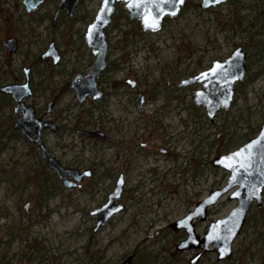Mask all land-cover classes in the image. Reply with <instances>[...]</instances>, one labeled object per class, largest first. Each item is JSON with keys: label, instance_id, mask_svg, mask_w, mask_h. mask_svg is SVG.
Here are the masks:
<instances>
[{"label": "rangeland", "instance_id": "1", "mask_svg": "<svg viewBox=\"0 0 264 264\" xmlns=\"http://www.w3.org/2000/svg\"><path fill=\"white\" fill-rule=\"evenodd\" d=\"M102 1L81 0L71 16L63 10L54 19L61 0H44L33 12L23 0H0V87L24 82L23 68L30 67L33 94L26 103L59 126L43 132L45 145L65 166L93 170L81 187H64L40 149L12 127L17 103L0 93V264H121L129 256L130 264H191L196 251L177 250L186 232L171 224L227 182L230 173L213 161L256 136L264 122V0H229L207 10L201 0H187L157 32L143 30L118 3L106 28L108 67L97 80L103 97L80 102L71 81L87 75L95 60L85 34ZM10 36L18 40L14 53L3 45ZM51 41L61 56L57 65L42 57ZM239 45L245 78L235 83L231 107L210 122L194 102L202 85L177 83ZM139 93L147 98L140 109ZM50 101L54 109L46 114ZM78 129L100 130L107 139ZM121 172L124 209L95 233L90 212L104 204ZM236 204L222 197L195 221L198 236ZM216 259L209 252L198 264H264V201L250 209L233 254Z\"/></svg>", "mask_w": 264, "mask_h": 264}, {"label": "water", "instance_id": "2", "mask_svg": "<svg viewBox=\"0 0 264 264\" xmlns=\"http://www.w3.org/2000/svg\"><path fill=\"white\" fill-rule=\"evenodd\" d=\"M227 1L229 0H201L199 6L201 9L207 10ZM43 2L44 0H23L27 12L37 10ZM79 2L80 0H61L54 19L64 9L71 16ZM116 2L126 3L125 6L129 11L130 18L139 19L143 30L157 32L163 28L166 16L174 18L181 13L187 0H107L106 4L103 0L95 19L85 34V39L95 54V60L87 75L78 74L71 81L72 89L77 93L80 102L85 101L89 96L93 100H99L102 97L97 79L108 65L109 42L106 28L112 23V17L116 11ZM153 24L156 26H152ZM3 45L14 53L18 49V40L16 37H8L3 40ZM42 57H51L55 65L61 60L55 43L52 41L48 44ZM246 60L245 48L239 45L227 59L213 61L209 69L181 80L177 87H189L197 82L203 83V89L195 92L194 102L197 106L205 107L209 121L213 122L220 109L226 110L231 107L235 97V83L242 81L246 75ZM23 73L24 82L0 87V93L11 95L13 101L17 103L13 112L18 117L12 123V127L19 130L29 142L40 148L45 165L57 173L64 187H76L84 177L91 176V171L65 166L47 148L43 141V132L45 130L57 132L59 126L52 119H43L38 116L33 101L26 103V100L33 94L31 68L24 67ZM127 83L132 88L137 85V82L131 79H128ZM145 102V95L139 93L137 108H142ZM53 109L54 102L50 101L45 113L50 114ZM77 132L90 138H98L100 141L106 139V134L100 130L78 129ZM213 165L230 173L227 182L200 200L194 209L182 219L171 224V227L178 230L184 229L186 232V237L177 244V250H197L190 261L191 264H197L206 253L213 251L217 252L216 261L218 263L228 259L233 254L234 241L240 235L253 204L256 203L259 206L263 204L264 122L256 136L250 138L238 149L220 155L213 161ZM124 188L125 178L124 174L121 173L104 204L90 212L96 221L94 232H98L115 215L123 211L124 204L121 202V196ZM225 195H228L230 200H237L236 206L226 217L211 221L203 237L198 236L195 221L197 219L205 220L210 207L214 206ZM28 207L29 203H26L25 209ZM131 260L132 256H129L121 264H130Z\"/></svg>", "mask_w": 264, "mask_h": 264}, {"label": "flooded vegetation", "instance_id": "3", "mask_svg": "<svg viewBox=\"0 0 264 264\" xmlns=\"http://www.w3.org/2000/svg\"><path fill=\"white\" fill-rule=\"evenodd\" d=\"M118 3H121V2H116V10H117V4H118ZM124 3H125V2H124ZM125 4H126V3H125ZM125 8H126V6H125ZM126 9H127V8H126ZM182 9H183V8H182ZM64 10L66 11V9H64ZM127 10H128V9H127ZM62 11H63V10H62ZM115 13H116V11H115ZM115 13H114V14H115ZM113 16H114V15H113ZM129 16H130V14H129ZM167 18H170V17L166 16V17L164 18V21H165ZM112 22H113V17H112ZM163 25H164V24H163ZM10 37H14V36H10ZM7 38H8V37H7ZM212 63H213V62H212ZM211 66H212V64H211ZM107 67H108V65H107ZM107 67H106V69H107ZM106 69H105V70H106ZM105 70H104V71H105ZM104 71H103V72H104ZM103 72H102V73H103ZM100 76H101V75H100ZM100 76H99V77H100ZM99 77H98V78H99ZM97 80H98V79H97ZM97 83H98V81H97ZM126 83H127V81H126ZM127 84H128V83H127ZM177 84H178V83H177ZM195 84H201V85H202V88H201V89H203V87H204V86H203V83H199V82H197V83H195ZM195 84H193V85H195ZM98 86H99V85H98ZM191 86H192V85H191ZM189 87H190V86H189ZM135 88H136V87H135ZM182 88H185V87H182ZM99 89H100V88H99ZM198 90H200V89H198ZM101 91H102V90H101ZM196 91H197V90H196ZM196 91H195V92H196ZM137 96H138V95H137ZM102 97H103V92H102ZM102 97H101V98H102ZM145 97H146V95H145ZM91 98H92V97H91ZM101 98H100V99H101ZM92 99H93V98H92ZM100 99H99V100H100ZM86 100H87V99H86ZM146 101H147V98H146ZM145 103H146V102H145ZM136 104H137V99H136ZM144 105H145V104H144ZM195 105H196V103H195ZM196 106H197V105H196ZM199 107H201V106H199ZM203 107H204V106H203ZM204 108H205V107H204ZM206 113H207V112H206ZM16 116H17V115H16ZM17 131L20 132L19 130H17ZM20 133H21V132H20ZM21 134H22V133H21ZM22 135H23V134H22ZM83 135H84V134H83ZM23 136H24V135H23ZM85 136H87V135H85ZM87 137H88V136H87ZM88 138H90V137H88ZM91 139H97V140H99L98 138H91ZM106 139H107V136H106ZM106 139H105L104 141H106ZM26 140H27V139H26ZM27 141H28V140H27ZM99 141H100V140H99ZM104 141H101V142H104ZM28 142H29V141H28ZM29 143L32 144L33 146H35L36 148H39L37 145H35V144L31 143V142H29ZM147 144H148V143H143L142 146H143V147H146ZM39 149H40V148H39ZM158 151L161 152L162 154H165L166 156H168V155H169L170 157L173 156V153H172V151H171L170 149L163 148V147H159V148H158ZM89 170L91 171V176H89V177H84V178L81 180V182H80L76 187H73V188L81 187V186L83 185V183H84L86 180L90 179V178L93 176V170H91V169H89ZM121 173H122V172H121ZM121 173H120V174H121ZM120 174H119V175H120ZM123 174H124V173H123ZM119 175H118V177H119ZM124 178H125V175H124ZM117 179H118V178H117ZM116 181H117V180H116ZM115 184H116V182H115ZM114 187H115V186H114ZM113 189H114V188H113ZM124 189H125V188H124ZM123 192H124V191H123ZM108 195H109V194H108ZM121 197H122V196H121ZM107 198H108V196H107ZM121 202H122V199H121ZM122 204H123V203H122ZM90 215H91V214H90ZM91 216H92V215H91ZM93 217H94V216H93Z\"/></svg>", "mask_w": 264, "mask_h": 264}, {"label": "snow or ice", "instance_id": "4", "mask_svg": "<svg viewBox=\"0 0 264 264\" xmlns=\"http://www.w3.org/2000/svg\"><path fill=\"white\" fill-rule=\"evenodd\" d=\"M107 3V0H105V4ZM150 19H152L151 17H149ZM152 26H156L155 24H153ZM217 67H220L219 65H217ZM213 72L215 73V70H213ZM230 166V165H229Z\"/></svg>", "mask_w": 264, "mask_h": 264}, {"label": "trees", "instance_id": "5", "mask_svg": "<svg viewBox=\"0 0 264 264\" xmlns=\"http://www.w3.org/2000/svg\"><path fill=\"white\" fill-rule=\"evenodd\" d=\"M220 134H221V133H220ZM248 135H249V134H248ZM248 135H247V136H248ZM219 138L221 139V135H219ZM215 141H216V140H215Z\"/></svg>", "mask_w": 264, "mask_h": 264}]
</instances>
